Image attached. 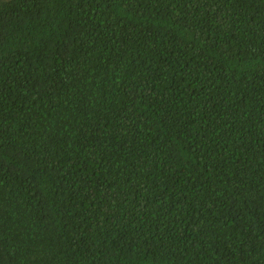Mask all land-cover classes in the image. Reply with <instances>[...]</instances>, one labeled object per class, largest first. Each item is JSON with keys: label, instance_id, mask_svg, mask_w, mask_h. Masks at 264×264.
Returning <instances> with one entry per match:
<instances>
[{"label": "trees", "instance_id": "obj_1", "mask_svg": "<svg viewBox=\"0 0 264 264\" xmlns=\"http://www.w3.org/2000/svg\"><path fill=\"white\" fill-rule=\"evenodd\" d=\"M0 264H264V0H0Z\"/></svg>", "mask_w": 264, "mask_h": 264}]
</instances>
